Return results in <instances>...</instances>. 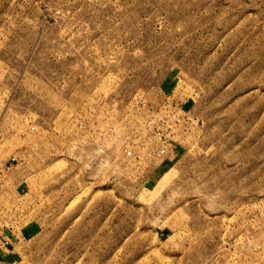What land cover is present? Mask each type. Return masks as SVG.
I'll list each match as a JSON object with an SVG mask.
<instances>
[{
    "label": "rangeland",
    "instance_id": "1",
    "mask_svg": "<svg viewBox=\"0 0 264 264\" xmlns=\"http://www.w3.org/2000/svg\"><path fill=\"white\" fill-rule=\"evenodd\" d=\"M0 264H264V0H0Z\"/></svg>",
    "mask_w": 264,
    "mask_h": 264
},
{
    "label": "built area",
    "instance_id": "2",
    "mask_svg": "<svg viewBox=\"0 0 264 264\" xmlns=\"http://www.w3.org/2000/svg\"><path fill=\"white\" fill-rule=\"evenodd\" d=\"M151 120H155V117H151ZM161 152H163V149H161ZM127 154H130V151H127ZM24 238H25L24 235H21L19 237H16V239L19 240V241L23 240ZM9 242H10V237H8V236H2V243L4 245L8 244Z\"/></svg>",
    "mask_w": 264,
    "mask_h": 264
},
{
    "label": "crops",
    "instance_id": "3",
    "mask_svg": "<svg viewBox=\"0 0 264 264\" xmlns=\"http://www.w3.org/2000/svg\"><path fill=\"white\" fill-rule=\"evenodd\" d=\"M14 239L16 240V236L14 237Z\"/></svg>",
    "mask_w": 264,
    "mask_h": 264
}]
</instances>
